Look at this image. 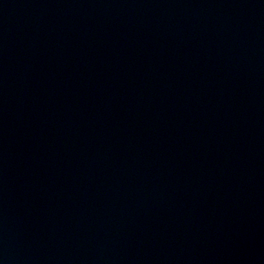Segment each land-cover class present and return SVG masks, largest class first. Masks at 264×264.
Returning <instances> with one entry per match:
<instances>
[{
	"label": "water",
	"instance_id": "water-1",
	"mask_svg": "<svg viewBox=\"0 0 264 264\" xmlns=\"http://www.w3.org/2000/svg\"><path fill=\"white\" fill-rule=\"evenodd\" d=\"M0 264H264V0H0Z\"/></svg>",
	"mask_w": 264,
	"mask_h": 264
}]
</instances>
